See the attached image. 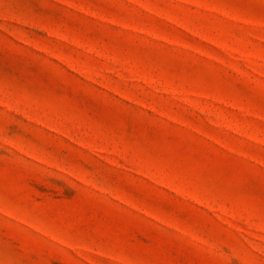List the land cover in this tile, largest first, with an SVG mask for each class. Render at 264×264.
I'll return each mask as SVG.
<instances>
[{
	"label": "rangeland",
	"instance_id": "374dc122",
	"mask_svg": "<svg viewBox=\"0 0 264 264\" xmlns=\"http://www.w3.org/2000/svg\"><path fill=\"white\" fill-rule=\"evenodd\" d=\"M0 264H264V0H0Z\"/></svg>",
	"mask_w": 264,
	"mask_h": 264
}]
</instances>
